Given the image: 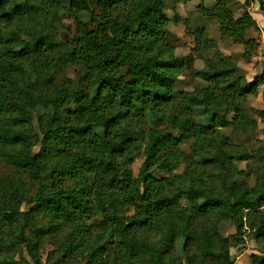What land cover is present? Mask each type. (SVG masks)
I'll return each instance as SVG.
<instances>
[{
	"label": "trees",
	"instance_id": "trees-1",
	"mask_svg": "<svg viewBox=\"0 0 264 264\" xmlns=\"http://www.w3.org/2000/svg\"><path fill=\"white\" fill-rule=\"evenodd\" d=\"M197 1L232 35L223 10L237 0H211L210 10ZM177 4L0 0V160L12 169L0 177V264H235L225 227L248 230L249 264H264V147L246 144L264 119V71L249 81L239 65L257 43L224 55L201 36L177 56L170 26L188 25ZM65 19L74 33L58 40L51 29ZM243 19L240 30L256 27ZM71 66L79 76L58 83ZM187 70L202 83L176 90ZM261 87L255 109L248 99ZM159 160L184 169L157 177ZM242 162L255 167H233ZM21 249L28 260L14 259Z\"/></svg>",
	"mask_w": 264,
	"mask_h": 264
},
{
	"label": "rangeland",
	"instance_id": "rangeland-1",
	"mask_svg": "<svg viewBox=\"0 0 264 264\" xmlns=\"http://www.w3.org/2000/svg\"><path fill=\"white\" fill-rule=\"evenodd\" d=\"M178 4L175 7V12L179 15L181 19H186L188 21V25H185L182 22L179 26H174L171 24L170 30L176 34L181 39V44L177 46L175 49V54L177 56H186L193 47H196L201 36H206L209 39H213L215 44L217 45V49L222 52L224 55H239L242 50L245 42L248 38L254 39L255 43H257V47L250 60L247 62H241V68L244 70L245 75L247 74V80L250 78L249 73L253 68L258 71H261V66L254 59L255 54L258 50V47L264 42V4H259L257 0L249 1L247 7L244 10L239 7L243 5L244 0H237L239 3H228L226 8L223 10L224 18L228 27L233 29L232 35L230 36H222L221 31L219 29V24L217 20L214 18L202 17L196 10L199 2L197 0H177ZM213 2L211 0H207L204 3V7H207L209 10L212 7ZM247 11V13L251 16V18L255 21L256 27H248L245 31L240 30V26L243 25V12ZM167 13L172 17L174 12L167 11ZM229 13V14H228ZM226 15H228L226 17ZM201 17V18H200ZM74 33V23L70 19L62 20L61 24L56 25L51 29V34H55L58 40H61L65 37H70ZM196 63H202V60H195ZM195 64V63H194ZM246 64H252L247 66ZM195 68V67H193ZM252 68V69H251ZM257 73V74H258ZM80 74V68L77 66H71L63 70L61 75L57 77V82H61L63 79L68 78L70 80H75ZM202 82L198 79L192 77L190 71H183L179 76V83L176 86V90L192 92L196 90L200 86ZM122 91H125V85H122ZM260 91V90H259ZM200 103V102H199ZM249 106L260 109L262 108L261 96L257 95L256 97H251L248 99ZM34 126L37 127L36 120H34ZM197 120L191 121V134H194L197 129ZM264 119H257V126L254 130L251 140H249L246 144L252 145L257 148L259 146L264 147ZM224 132H228L226 129ZM242 141V140H241ZM120 139H114L112 141H108L103 144H97L96 149L99 152H107L111 150L113 147L118 145ZM237 144L238 141L234 140ZM193 143V139H190L188 142L182 144L180 146V150L185 152V154H189L191 145ZM240 143V142H239ZM38 150V146L34 147V152ZM264 155V154H263ZM142 162V156H138L133 164L131 165V170L133 175L136 177L138 173V169ZM233 167H237L238 169H249L254 168L255 165L249 162H242L233 164ZM154 174L157 177H163L167 174H181L184 169V164L174 165L167 160H159L154 165ZM12 169L3 163L0 160V177L11 176ZM133 213V210L130 212V215ZM226 235H231L232 238V248L230 249V253L233 257V261L235 264H249L250 256L255 254L257 246L252 238L251 233L248 230L238 232L234 227H225L224 233ZM51 246H47L46 250L49 251ZM46 252L42 253L43 260L45 259ZM14 259L16 261L28 260L26 252L24 249L18 250L14 254Z\"/></svg>",
	"mask_w": 264,
	"mask_h": 264
},
{
	"label": "built area",
	"instance_id": "built-area-1",
	"mask_svg": "<svg viewBox=\"0 0 264 264\" xmlns=\"http://www.w3.org/2000/svg\"><path fill=\"white\" fill-rule=\"evenodd\" d=\"M254 59L258 62V64L261 66V69L264 71V42L258 47Z\"/></svg>",
	"mask_w": 264,
	"mask_h": 264
},
{
	"label": "crops",
	"instance_id": "crops-1",
	"mask_svg": "<svg viewBox=\"0 0 264 264\" xmlns=\"http://www.w3.org/2000/svg\"><path fill=\"white\" fill-rule=\"evenodd\" d=\"M247 66H250V65H252V64H246ZM252 67H253V65H252ZM252 69V68H251ZM251 73H249L250 75H249V81L250 80H252V78L258 73V71L256 70V69H254L253 68V72H252V70L250 71ZM246 77H248L247 76V74H246ZM260 91H259V94L258 95H260L261 96V92H262V87L259 89ZM261 103H262V96H261Z\"/></svg>",
	"mask_w": 264,
	"mask_h": 264
}]
</instances>
